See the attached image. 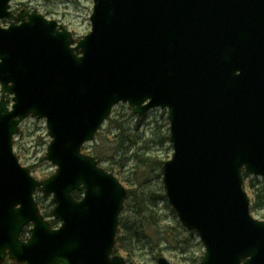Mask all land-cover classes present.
<instances>
[{
  "label": "water",
  "instance_id": "obj_1",
  "mask_svg": "<svg viewBox=\"0 0 264 264\" xmlns=\"http://www.w3.org/2000/svg\"><path fill=\"white\" fill-rule=\"evenodd\" d=\"M10 1L0 0V264H127L113 253L126 188L82 151L118 103L140 117L166 111L165 197L202 242L200 264H264V219L243 188V173L264 176V0H93L79 39ZM29 117L50 138L56 169L44 179L13 150Z\"/></svg>",
  "mask_w": 264,
  "mask_h": 264
},
{
  "label": "rangeland",
  "instance_id": "obj_2",
  "mask_svg": "<svg viewBox=\"0 0 264 264\" xmlns=\"http://www.w3.org/2000/svg\"><path fill=\"white\" fill-rule=\"evenodd\" d=\"M92 7L93 0L10 1L12 11L16 12L21 8L29 11L34 9L46 18L56 20L76 38L90 31L89 18ZM6 23L5 20L1 21L2 25ZM114 122L118 125L113 124ZM166 136L168 140L161 143V137L164 139ZM97 137L101 140H96ZM49 140L45 120L30 117L21 122L18 133L13 137V150L20 163L29 167L31 174L37 179H44L55 171V166L45 159ZM95 145L104 151L99 165L111 171L126 190L137 189L138 192L147 193L144 197L148 199L154 194L164 195L163 199L156 200L154 207L157 216L153 219L157 218L162 226H168L171 230V236L168 238L171 239L175 235L179 242L178 245H174V242H165L160 244L159 248L144 242L133 243L130 257L124 252H119L129 262L127 264H157L159 256L166 257L172 264H200L204 253L202 242L194 231L186 229L180 223L165 197L161 167L172 155L166 111L156 108L146 116L139 117L129 110L126 103H119L113 107L109 118L94 139L85 143L86 152L95 156L93 152ZM114 148H118L119 151L114 152ZM251 179H254L253 176L246 178L244 183ZM139 182L142 183L140 187ZM244 188L252 200L250 188L247 186ZM34 195L41 213L51 219V210L54 206L51 197L43 195L40 189H37ZM251 214L257 219H264V209L252 210V201ZM130 245L125 242L126 247Z\"/></svg>",
  "mask_w": 264,
  "mask_h": 264
},
{
  "label": "trees",
  "instance_id": "obj_3",
  "mask_svg": "<svg viewBox=\"0 0 264 264\" xmlns=\"http://www.w3.org/2000/svg\"><path fill=\"white\" fill-rule=\"evenodd\" d=\"M113 124L118 125L116 122ZM96 140H101L99 137ZM164 140H168V137L163 139L161 137L160 142L162 143ZM83 152H86V148L83 146ZM114 152L119 151L118 148L113 149ZM95 156L94 158L97 162H100L102 156H104L103 149H99L97 145L94 146ZM88 153V152H86ZM113 155L117 153H112ZM148 159H145V161ZM152 162L156 163L152 160ZM153 163V165H154ZM161 164V162H159ZM109 171V170H107ZM111 172V171H110ZM250 175L243 173V179L245 181ZM254 179L248 181V183L243 182V186H247L250 188L253 198H252V210L253 209H264V177L263 179H259L260 177L253 176ZM263 180V181H262ZM139 187L142 185L139 182ZM147 193L138 192L137 189L127 190L126 199L124 202L123 209L119 215L118 221V230L115 239V246L113 249V253L124 252L128 257L131 256L132 244L144 242L145 244L152 246L154 248H159L162 243H172L174 245H178L177 237L172 236L171 239L168 237L171 236V230L168 226H162L160 221L153 219L156 215L155 205L157 203L156 200L163 199L164 195H152L150 199L144 197ZM81 192L74 191L73 196L75 198H79ZM37 201V200H36ZM38 204V202H37ZM155 206V207H154ZM40 209V208H39ZM48 216V215H47ZM46 217V215H44ZM51 226H56L58 221L55 219L50 220ZM27 233V229H23L22 238H25ZM170 240V241H169ZM128 242L130 247L125 246V242ZM160 251V249L158 250ZM127 263H129L127 261ZM3 264H24L17 263L13 260H6Z\"/></svg>",
  "mask_w": 264,
  "mask_h": 264
},
{
  "label": "flooded vegetation",
  "instance_id": "obj_4",
  "mask_svg": "<svg viewBox=\"0 0 264 264\" xmlns=\"http://www.w3.org/2000/svg\"><path fill=\"white\" fill-rule=\"evenodd\" d=\"M17 12V11H16Z\"/></svg>",
  "mask_w": 264,
  "mask_h": 264
}]
</instances>
